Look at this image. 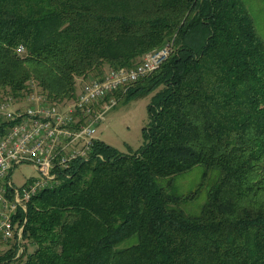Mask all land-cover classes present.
Wrapping results in <instances>:
<instances>
[{
  "label": "trees",
  "instance_id": "trees-1",
  "mask_svg": "<svg viewBox=\"0 0 264 264\" xmlns=\"http://www.w3.org/2000/svg\"><path fill=\"white\" fill-rule=\"evenodd\" d=\"M169 42L125 92L151 94L144 145L96 141L30 200L6 264H264V41L245 0H0V101L32 83L65 103Z\"/></svg>",
  "mask_w": 264,
  "mask_h": 264
},
{
  "label": "built area",
  "instance_id": "built-area-1",
  "mask_svg": "<svg viewBox=\"0 0 264 264\" xmlns=\"http://www.w3.org/2000/svg\"><path fill=\"white\" fill-rule=\"evenodd\" d=\"M23 48L19 47V52ZM171 43L146 53L130 69H111L100 80L83 82L76 96L55 104L30 84L19 97L0 101V264L15 248L24 250L23 230L27 205L41 191L53 188L61 173L75 161L89 158L98 123L117 104L116 92L157 70L169 57ZM30 164L39 177L16 188L10 174L20 164Z\"/></svg>",
  "mask_w": 264,
  "mask_h": 264
},
{
  "label": "rangeland",
  "instance_id": "rangeland-1",
  "mask_svg": "<svg viewBox=\"0 0 264 264\" xmlns=\"http://www.w3.org/2000/svg\"><path fill=\"white\" fill-rule=\"evenodd\" d=\"M245 1L252 14L256 31L264 41V3L261 0ZM85 81H90V79ZM83 82L80 83V86ZM138 85L133 84L130 87ZM130 87L128 90L131 89ZM125 92L119 91L118 95H114L117 98V104L106 112L98 123L95 137L122 154H132L144 145L143 129L150 122L148 105L151 94L136 93L127 97ZM201 170L202 168L197 166L177 178L175 182L177 192L187 193L189 190L195 189L200 179ZM38 177L37 171L27 163L14 167L10 174V179L16 188H20L29 180ZM203 203L204 196L200 194L195 201L184 205L182 209L187 214H196ZM29 250L31 249L29 248Z\"/></svg>",
  "mask_w": 264,
  "mask_h": 264
},
{
  "label": "crops",
  "instance_id": "crops-1",
  "mask_svg": "<svg viewBox=\"0 0 264 264\" xmlns=\"http://www.w3.org/2000/svg\"><path fill=\"white\" fill-rule=\"evenodd\" d=\"M82 81H84V82H85V80H82ZM80 87H81V86H80ZM80 87H79V88H80Z\"/></svg>",
  "mask_w": 264,
  "mask_h": 264
}]
</instances>
